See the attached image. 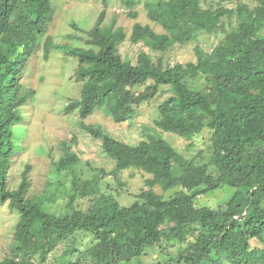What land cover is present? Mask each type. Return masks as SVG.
Returning <instances> with one entry per match:
<instances>
[{"label":"trees","instance_id":"16d2710c","mask_svg":"<svg viewBox=\"0 0 264 264\" xmlns=\"http://www.w3.org/2000/svg\"><path fill=\"white\" fill-rule=\"evenodd\" d=\"M51 1L0 0V202L17 215L11 254L0 264H44L62 244L67 246L59 257L62 264H118L138 259L149 247H162L163 241L180 243L170 260L177 264H264V0L146 1L147 17L164 31L134 23L129 41L149 52L140 50L133 60L119 52L125 30L114 21L102 23L110 0H101L104 8L87 31V47L71 48L53 43L47 34ZM119 3L136 17L137 0ZM206 34L221 37L209 51L197 46L195 61L164 59L169 47ZM41 39L45 57L53 48L77 60L79 95L69 100L66 111L75 109L83 120L105 107L121 123L142 103L165 94L157 105L156 128L186 139L208 129V160L185 157L160 135L131 145L80 121L79 127L98 139L114 161V177L140 169L150 175L144 181L149 189H141L125 206L102 191L103 171L85 179L73 176L68 210L55 215L41 206L40 197L28 195L29 165L17 187L8 188V169L20 140L15 126L25 118L20 108L34 94L22 76ZM199 77L204 85L194 89L188 80ZM63 149L55 164L59 172L78 162L70 144ZM156 185L163 191L177 189L164 196L153 190ZM224 185L233 193L216 208L196 203L199 195ZM76 197L92 203L77 209Z\"/></svg>","mask_w":264,"mask_h":264},{"label":"rangeland","instance_id":"374dc122","mask_svg":"<svg viewBox=\"0 0 264 264\" xmlns=\"http://www.w3.org/2000/svg\"><path fill=\"white\" fill-rule=\"evenodd\" d=\"M149 0H137L134 7L136 17H129L128 9L121 6L119 0H110L101 17L105 25L114 21L115 27H122L126 32L125 41L119 46L121 55L128 59H135L140 50L149 52L141 44L129 41V35L134 23L149 25L154 31L164 30L159 24L149 20L144 3ZM54 13L48 25L47 34L52 42L64 48L87 47L85 38L87 31L96 22L100 11L104 8L101 0H52ZM233 4H225L231 6ZM220 34H206L198 41H191L181 45L169 47L163 54L168 63L185 64L196 60L195 48L201 47L209 51L219 41ZM43 39L40 40L36 51L32 53L26 63V71L22 81L27 87L34 89L32 97L20 108L24 115L22 123L15 126L20 134L18 150L12 155L8 169L7 187L16 188L21 180L22 171L29 165L27 173L29 179V196L42 199L41 206L55 215H61L68 210L73 176L82 179L90 178L96 173L104 172L101 181L102 191L111 194L121 205H130L141 189H149L145 185V178L150 175L140 169L123 170L119 178L111 173L115 166L101 148L98 139L93 138L79 127V122L91 124L106 130L112 137L128 144L136 145L147 139L149 134L160 135L179 153L187 158L197 156L200 161H207L210 152V131L205 129L190 139L175 133L160 131L154 120L158 116L159 105L165 94H158L155 98L137 107L134 116L128 121L115 122L110 112L102 107L93 111L88 117L80 120L77 111H66V105L72 98H77L80 82L75 78L74 69L77 64L73 58L64 52L50 48L47 57L44 55ZM153 54V59L158 57ZM194 89H201L204 85L203 77L188 80ZM65 144H70L72 152L78 156V162L68 170L57 171L56 163L64 154ZM201 155L198 156V153ZM177 187L167 191L154 186L156 193L169 196ZM233 193V187L224 185L210 190L197 197L196 203L201 206L216 208ZM88 197H76L73 205L77 209L86 210L91 205ZM17 220L6 203L0 202V260L10 256L13 242V229ZM85 238L83 242H86ZM179 242L163 241L161 246L149 247L145 254L138 259L118 264H154L161 260L170 262L179 249ZM254 245H260L254 240ZM67 248L64 244L53 251L44 264H62L60 255Z\"/></svg>","mask_w":264,"mask_h":264}]
</instances>
